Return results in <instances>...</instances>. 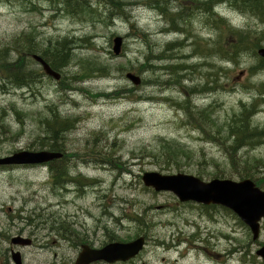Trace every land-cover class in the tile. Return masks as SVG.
Returning a JSON list of instances; mask_svg holds the SVG:
<instances>
[{
	"label": "rangeland",
	"instance_id": "rangeland-1",
	"mask_svg": "<svg viewBox=\"0 0 264 264\" xmlns=\"http://www.w3.org/2000/svg\"><path fill=\"white\" fill-rule=\"evenodd\" d=\"M162 1L120 0L122 6L130 4L126 14L106 23L108 5L98 0H0V66L31 79L30 87H17L0 69V159L46 150L41 144L51 134L43 120L54 114L73 120V128L60 139L65 151L85 157L84 164L69 168L71 178L61 185L52 183L46 166L0 165V264H14L10 248L20 252L21 264H75L81 245L99 250L138 236L146 240L143 250L131 261L113 264H262L252 243L264 244V221L259 238L253 240L231 211L180 203L171 191L156 192L141 180L147 172L192 175L205 182L246 178L264 191V169H255L256 160H264V139L255 147L237 146L231 160L220 136L212 138L240 113L242 104L262 100L251 87L264 82V72L250 74L256 57L242 52L233 64L216 51L210 57L195 55L194 46L218 34L206 12L195 6L196 0ZM71 5H77L73 14L67 11ZM163 5L171 12L186 8L178 22L194 37L175 54L191 56L188 64L197 66L192 81L170 89L158 85L157 77L167 80L164 71L142 68L146 57L185 38L168 31L170 24L159 13ZM218 10L232 27L264 30L247 14L227 6ZM21 35L32 42L16 51L14 41ZM116 36L123 40L118 56L112 52ZM63 38L72 41L71 56L60 71L53 70L60 75L54 80L32 61L38 54L26 52L36 50L37 43L44 48L45 40ZM209 63L225 70L218 76ZM103 65L106 76L96 72ZM126 73L138 76L140 84L133 85ZM218 78L210 92L192 90ZM160 98L188 102L192 120L182 108ZM196 112L204 119L209 115L201 130ZM251 122L264 129V104ZM93 159L106 163L95 165ZM75 177L84 183H76ZM16 237L31 242L14 247L11 240Z\"/></svg>",
	"mask_w": 264,
	"mask_h": 264
},
{
	"label": "trees",
	"instance_id": "trees-1",
	"mask_svg": "<svg viewBox=\"0 0 264 264\" xmlns=\"http://www.w3.org/2000/svg\"><path fill=\"white\" fill-rule=\"evenodd\" d=\"M72 0H69L71 2ZM78 1L77 4L85 0H74ZM100 2L105 3L108 5L109 11L107 17L105 18L106 23H110L111 19L120 18L125 13V9L130 4H125L122 6L120 0H98ZM214 4H218L220 7L227 6L230 9H234L241 14H247L249 17L258 20L261 25L264 27V0H196L195 6L197 8L203 9L208 17V21L212 23V30H215L218 34L215 40L210 41L206 40L203 46H194L193 53L195 55H203L206 57H210L211 51H216L219 57L225 61L236 64L238 58L242 52H248L253 55L254 58V65L250 68V74L252 76H257L264 72V59L259 58L256 54V50L261 48L264 43V30L258 32L255 30H244L242 28H235L230 25L226 18L219 16L215 12L212 11ZM73 8L67 10L68 13L73 14L77 11V5H71ZM159 7V6H158ZM168 7L163 5L159 9V13L164 16L169 24L170 28L168 31L173 33H178L179 35H185V38L182 42L177 43H167L165 46L164 51L160 52L158 55L154 57H146V64L142 65V68H150L154 71H164L167 80L162 81L160 78L161 76L157 77L160 83L158 84L162 89H170L173 86L180 84V82L185 81H192L190 77L197 68V66L189 65L188 58L191 56H184V57H177L175 51L183 46L185 40L189 37H194L193 35H189L186 33L184 26L180 25L178 22L182 18L185 17L187 10L186 8H180L179 10L173 11L172 13H167ZM85 13V12H84ZM88 13V12H87ZM143 36V35H142ZM47 46L40 48L39 44L37 43L36 50L26 52L27 54H38L54 71H60L58 68L62 66L64 63L68 62L67 59L71 56V43L72 41L68 38H63L60 40H45ZM25 42H32V39L24 38L23 35L16 38L14 41V49L16 51H21L24 48ZM221 42V44H220ZM20 53V52H19ZM18 53V54H19ZM29 55H27L28 57ZM207 60H204V64H206ZM91 62V61H90ZM88 62V64H92ZM175 63V64H172ZM1 64V63H0ZM212 70L216 71V75H221V71L225 69L216 67H212L209 63ZM0 69L5 71L7 74L5 75L4 79H8V77L12 80L17 87L28 86V82H31V79L28 78L27 74L23 73L20 74L21 76H14L7 72L6 66L1 65ZM107 68L103 65L96 69V72L99 73L101 76H106ZM87 74V73H85ZM88 75V74H87ZM218 79H214L212 82H205L204 85L199 84L194 86L192 90L198 93H207L210 92L212 87L218 86ZM1 81V80H0ZM21 82V83H20ZM216 84V85H214ZM259 84H252V90L255 92V95L263 96L264 95V82ZM259 86L261 88L259 89ZM183 96V95H182ZM187 97V96H186ZM173 98H160L159 100L162 101H169L174 107L182 108L181 111L186 114V116L192 120L194 114L191 110V106L185 100L182 102H176L172 100ZM264 104V100H260L259 103H253L249 106L244 104L241 105V111L237 116L231 119V121L224 122L222 124V132L221 134L217 132L216 134L212 135V138H217L218 135L221 138V143L223 145L224 151L227 152L229 158L232 160L233 152L236 150L237 146L247 145L250 147H255L264 139V129H261L258 126H252L251 119L258 111L260 105ZM195 121L199 122V126L197 127L198 130L203 129L202 125L204 121L209 118L208 114H200L199 112L195 113ZM72 119L70 118H63L58 114H54L51 120L44 119L43 122L47 123L49 127V133L51 134L47 137L43 144V149L49 151L58 152L61 148L57 145L60 143V139L62 134L69 131L68 129L73 128ZM254 122V121H253ZM47 127V128H48ZM211 141L210 139H207ZM48 141L51 142L50 146L48 145ZM216 143L215 141H213ZM238 144V145H237ZM222 148V147H221ZM223 148L221 150H223ZM252 149V148H251ZM42 150V149H41ZM60 160H57L50 164L48 170L52 177V183L54 180V184L61 185L63 181L68 180L71 178L69 168L62 167V168H55L54 166L59 164ZM261 163V164H256ZM31 167V166H27ZM264 169V160H256L255 162V169ZM243 179V178H242ZM76 183H84L85 180L82 177H75L74 178ZM64 186V185H62ZM206 208V207H203ZM205 210H208L207 208Z\"/></svg>",
	"mask_w": 264,
	"mask_h": 264
},
{
	"label": "water",
	"instance_id": "water-1",
	"mask_svg": "<svg viewBox=\"0 0 264 264\" xmlns=\"http://www.w3.org/2000/svg\"><path fill=\"white\" fill-rule=\"evenodd\" d=\"M112 52L118 56L121 54L122 37L116 36L112 40ZM258 56L264 58V48L257 51ZM33 59L40 63L44 73L59 80L60 75L54 72L47 63L37 55ZM125 78L133 85H139L141 80L133 73H126ZM62 157L61 153L51 151H23L12 156L0 159V165H43ZM143 185L153 188L156 192L161 190L171 191L181 203H195L202 206H219L234 213L238 219L246 225L252 239L256 240L260 235V222L264 220V191L260 190L250 179L233 181L228 179H212L205 182L197 177L186 174L162 175L155 172H147L141 178ZM14 245L27 246L29 239L13 238ZM145 246L143 237H138L127 243H111L99 250H89L82 246V251L77 255L75 264H90L96 261H104L108 264L127 262L134 259ZM256 255L264 264V247H260ZM14 264H21L20 253L12 252Z\"/></svg>",
	"mask_w": 264,
	"mask_h": 264
},
{
	"label": "flooded vegetation",
	"instance_id": "flooded-vegetation-1",
	"mask_svg": "<svg viewBox=\"0 0 264 264\" xmlns=\"http://www.w3.org/2000/svg\"><path fill=\"white\" fill-rule=\"evenodd\" d=\"M159 1H162V0H159ZM163 3H167V1H162ZM215 5V4H214ZM167 13H172V12L169 10V8L166 10ZM161 16H163L161 14ZM167 21V20H166ZM183 25V24H182ZM31 59H32V56H31ZM33 62H35L36 65H38L40 67V64L36 61H34L32 59ZM41 69V67H40ZM42 71V69H41ZM44 74V73H43ZM58 146H60V150L58 151L59 153H62V157L59 159L60 160V163L55 165L54 167L57 169V168H62V167H66V168H70V169H74L76 167V165L78 164V162L84 164L85 163V157H82V156H79L77 154H71V153H68L66 152L65 150V147L63 146V144L60 142V143H57ZM94 162H95V165H102V164H105L106 161H96V159H93ZM46 167L48 168L49 166L46 165ZM260 189V188H259ZM261 190V189H260ZM263 191V190H262ZM208 207H211V206H208ZM264 221V220H263ZM252 246L254 247H264V244L260 243L259 241L258 242H255V243H252ZM82 247V245L80 246ZM13 251L11 248H10V252ZM257 252V251H256ZM255 252V253H256ZM5 261H3L2 263H4ZM98 263V262H97ZM94 264V263H92Z\"/></svg>",
	"mask_w": 264,
	"mask_h": 264
},
{
	"label": "bare ground",
	"instance_id": "bare-ground-1",
	"mask_svg": "<svg viewBox=\"0 0 264 264\" xmlns=\"http://www.w3.org/2000/svg\"><path fill=\"white\" fill-rule=\"evenodd\" d=\"M1 166H5V165H1ZM22 166H31V167H35V166H44V165H22ZM46 166V165H45Z\"/></svg>",
	"mask_w": 264,
	"mask_h": 264
}]
</instances>
